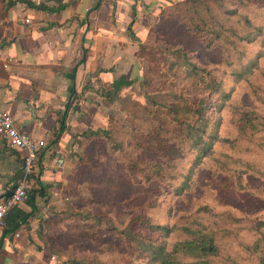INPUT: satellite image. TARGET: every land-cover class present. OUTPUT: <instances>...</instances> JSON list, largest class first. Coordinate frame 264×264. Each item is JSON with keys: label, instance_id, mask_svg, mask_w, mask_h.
<instances>
[{"label": "rangeland", "instance_id": "obj_1", "mask_svg": "<svg viewBox=\"0 0 264 264\" xmlns=\"http://www.w3.org/2000/svg\"><path fill=\"white\" fill-rule=\"evenodd\" d=\"M182 1L146 11L144 33L136 44V56L141 65L139 79L122 87L116 94L109 92L111 100H107L105 125L87 131L78 141L76 162L65 187L59 190L63 203L57 206V210L51 209L48 218L42 221L46 244L49 243L47 255L57 257L52 264H62L74 257H96L104 264H123L130 258L138 260L131 248L106 230L105 223L98 226L95 240L89 238L84 229L88 219L82 216L102 212L112 218L115 216L113 211L124 208V218L119 224L122 227L132 215L138 214V207L146 202L154 205L150 213L160 224L181 223V220L195 216L208 231L215 232L220 256L214 258V262H250L245 246L250 245L255 237L246 227L264 222V126H259L252 134L240 135L232 121L228 103L250 106L264 117V46L260 40L242 42L246 44L247 56H256L261 51L263 54L256 61L254 74L248 76L250 81H236L230 75L231 69L221 61L218 48L200 49L197 44L200 40L190 29V25L197 21L195 8L185 6ZM221 3L209 2L222 25L232 26L243 33L251 25L260 27L264 33V0H221ZM203 9L201 7L200 13L202 15L203 12L204 17ZM181 49L199 54L202 66L209 70L207 82L216 78L222 82V87L233 89L230 100L222 107L217 105L214 95L208 104L203 96L193 95L190 80L181 72L174 76V62L181 55ZM132 68L129 69L131 75L136 76ZM171 92L174 96L168 95ZM148 94L164 97L169 104L192 109L203 105L205 117L218 123L216 132L219 139H228L229 142H213L211 154L193 168L194 154L175 136L181 129L179 123L165 108L151 110L145 97ZM186 115L180 111L176 119L193 123L198 117L196 114ZM158 122L168 130L171 142L178 143L176 148L184 155L175 163V183L188 181L190 187L187 191L176 193L167 189L166 192L155 185V179L147 182L144 178L145 161H156L158 157L151 150L146 152L142 141L147 137L149 127ZM210 125L206 128L207 134L211 132ZM216 159H233L252 165L254 172L243 170V191L235 193L225 186L216 190L219 186L217 179H208ZM237 167L242 166L232 165L231 169ZM215 191L219 194L217 197L214 196ZM131 203L134 204L133 210H129ZM174 237L175 233L167 242L170 243ZM142 262L145 264L147 261L142 259Z\"/></svg>", "mask_w": 264, "mask_h": 264}, {"label": "crops", "instance_id": "obj_2", "mask_svg": "<svg viewBox=\"0 0 264 264\" xmlns=\"http://www.w3.org/2000/svg\"><path fill=\"white\" fill-rule=\"evenodd\" d=\"M177 1L0 0V111L45 142L30 189L41 195L33 207L28 198L7 214L0 264H50L42 221L63 203L59 190L76 162L78 141L105 125L113 83L139 79L136 44L146 11ZM21 168L22 152L0 138V196L16 185Z\"/></svg>", "mask_w": 264, "mask_h": 264}, {"label": "trees", "instance_id": "obj_3", "mask_svg": "<svg viewBox=\"0 0 264 264\" xmlns=\"http://www.w3.org/2000/svg\"><path fill=\"white\" fill-rule=\"evenodd\" d=\"M212 0H183L182 3L187 7L195 8L197 21L190 25L194 36H197L201 46L200 49L207 50L216 47L220 51L221 61L231 69L230 75L234 76L235 80L249 82L248 76L254 74L256 69V61L263 51L255 56H247L249 53L246 44L253 40H260L264 46V33L260 27L249 26L247 31L237 32L232 26L222 25L217 17L213 14L209 2ZM213 3L220 4L221 0H213ZM201 7H204L206 15L203 17L200 13ZM200 56L197 52L190 53L181 49L179 55L174 62L176 71L184 74L185 78L190 80L191 92L195 96H203L207 103L211 96L217 98V105L221 106L230 100L232 88L222 87V82L214 78L210 83L207 82L206 76L209 70L203 67L200 61ZM144 81L145 78L143 77ZM134 80L124 81L119 79L113 83L112 91L116 94L123 86H128ZM70 91L74 92V79L72 80ZM174 93H168V95ZM165 96V95H163ZM147 103L151 106V110L156 107L165 108L174 119L177 120L181 129L175 136L178 141L187 144L188 151L194 155L193 168L197 167L204 157L211 154L213 142L222 140L229 142L228 139L220 138L217 135V121L205 117L203 105L197 109H192L188 106H179L177 104H169L164 97L157 98L154 94L145 95ZM207 106V105H205ZM228 107L232 110V121L236 124L237 131L240 135L254 133L259 126H264V117H261L258 112L252 107L245 106L234 102L228 103ZM183 111L189 114H196L197 120L191 123L188 120L176 119L178 112ZM211 124V129L208 134L206 128ZM64 126L61 124V131ZM208 129V128H207ZM107 134L105 131H103ZM169 137L168 130L161 123L151 125L147 132V137L142 141L146 145V152L150 150L157 154L158 160H147L144 163V178L151 181L156 180L158 187L167 192V189L179 193L189 190L190 184L184 180L181 183H175L177 174L175 173V163L177 160L184 157L181 152H178V143L173 144ZM264 145V140H263ZM121 146V143L118 145ZM153 153V154H154ZM155 155V154H154ZM213 165L209 180L217 179L219 186L216 188H229L235 193L244 190V171L254 172V168L249 162L238 161L233 159H216ZM241 165L237 169H231L232 165ZM191 170V169H190ZM192 171V170H191ZM189 178V176H188ZM228 190V189H226ZM31 193V195H29ZM40 194L37 190H32L28 193V203L31 207L35 204L36 195ZM219 194L214 192V196ZM134 204L129 205V210H133ZM139 211L136 216L132 215L127 223L120 227V221L123 220V209H116L115 216L108 218L107 215L100 213H87L82 217L87 220L84 226L88 237L95 240L98 234V226L106 224V230L113 233L120 241H123L131 250L139 257L135 260L130 258L123 264H142V259H146L145 264H223L214 262V258L219 257L220 247L218 237L212 230L208 231L204 224L193 218L181 220V223L174 222L172 225L160 224L153 217L150 211L154 205L146 202L143 206L138 207ZM110 212V211H109ZM108 218V219H107ZM122 222V221H121ZM247 230L253 232L254 241L245 248L249 252L250 262L248 264H264V222H256L252 225H247ZM175 233L174 239L169 243L167 240ZM62 264H104L98 258L92 259L83 257H74L65 261Z\"/></svg>", "mask_w": 264, "mask_h": 264}, {"label": "built area", "instance_id": "obj_4", "mask_svg": "<svg viewBox=\"0 0 264 264\" xmlns=\"http://www.w3.org/2000/svg\"><path fill=\"white\" fill-rule=\"evenodd\" d=\"M27 22V21H26ZM1 25V20H0ZM0 138L11 149L22 152L21 174L16 185L10 189L8 197L0 198V230L5 227V218L9 211L23 204L31 189L38 169L39 151L45 147V142L22 131L8 111H0ZM57 257L52 255L49 263H55Z\"/></svg>", "mask_w": 264, "mask_h": 264}, {"label": "water", "instance_id": "obj_5", "mask_svg": "<svg viewBox=\"0 0 264 264\" xmlns=\"http://www.w3.org/2000/svg\"><path fill=\"white\" fill-rule=\"evenodd\" d=\"M9 195H10V193H6V194H4V195H1L0 198H1V197H8Z\"/></svg>", "mask_w": 264, "mask_h": 264}]
</instances>
